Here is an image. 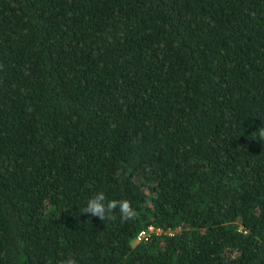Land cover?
<instances>
[{
    "label": "trees",
    "instance_id": "1",
    "mask_svg": "<svg viewBox=\"0 0 264 264\" xmlns=\"http://www.w3.org/2000/svg\"><path fill=\"white\" fill-rule=\"evenodd\" d=\"M261 127L264 0H0V264H264Z\"/></svg>",
    "mask_w": 264,
    "mask_h": 264
},
{
    "label": "clouds",
    "instance_id": "2",
    "mask_svg": "<svg viewBox=\"0 0 264 264\" xmlns=\"http://www.w3.org/2000/svg\"><path fill=\"white\" fill-rule=\"evenodd\" d=\"M259 136L260 138H264V127L260 128ZM117 209H119L122 220H128L134 215L131 202L127 199L106 200L105 194L103 192H98L87 201L86 207L82 212L91 214V216L96 217L103 222L107 219H111V214ZM59 264H76V260L69 257L61 260Z\"/></svg>",
    "mask_w": 264,
    "mask_h": 264
},
{
    "label": "built area",
    "instance_id": "3",
    "mask_svg": "<svg viewBox=\"0 0 264 264\" xmlns=\"http://www.w3.org/2000/svg\"><path fill=\"white\" fill-rule=\"evenodd\" d=\"M142 235H144V231L139 232L138 236H136V239H139V237H141Z\"/></svg>",
    "mask_w": 264,
    "mask_h": 264
}]
</instances>
